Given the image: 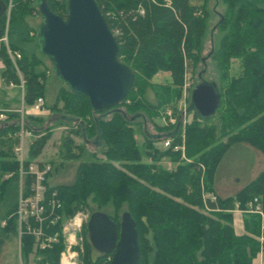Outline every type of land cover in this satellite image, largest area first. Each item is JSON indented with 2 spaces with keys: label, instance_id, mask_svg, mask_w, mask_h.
I'll return each mask as SVG.
<instances>
[{
  "label": "trees",
  "instance_id": "1",
  "mask_svg": "<svg viewBox=\"0 0 264 264\" xmlns=\"http://www.w3.org/2000/svg\"><path fill=\"white\" fill-rule=\"evenodd\" d=\"M2 1L9 5V11L7 22L5 13L0 16V36L6 23V44L19 51L20 58L16 61L18 75L0 42V76L4 83L15 85L21 78L22 102L30 105L36 97L43 96L44 86V72L35 69L40 63L33 51L37 46L35 30L25 20L38 11L37 0ZM95 1L109 30L112 33L117 30L114 34L117 58L133 72V82L119 104L101 112L92 111L84 94L71 91L65 84L57 88L48 108L55 110L59 102L58 122L70 123L69 132L79 135L82 141L91 139L101 145L103 158L80 160L73 180L55 185L46 183V195L55 193L62 219L87 208L88 215L103 211L118 225L121 212L127 211L137 234V264H251L259 248L260 217L245 212L242 218L245 232L237 235L232 227L231 210L236 203L238 208H244L247 201L257 197L264 211V168L237 192L224 197L214 193L213 184L220 160L231 145L247 144L264 156V0H221L223 12L217 23L221 35L212 52L222 79L217 89L219 103L213 113L217 123H208L212 115L204 118L191 109V120L184 126L182 140L180 124L176 127L180 121L177 117L175 123L168 124L170 131L145 137L141 145L134 138L127 114L137 115L141 110L154 117L164 106H171L175 112L185 69L188 65L193 67L199 56L207 16L205 3L204 0L200 4L192 0ZM45 2L54 13L64 17L65 0ZM137 5L143 8L142 13L136 10ZM233 59L238 60L240 69L236 75H229ZM158 71L168 73L169 81L164 85L149 81ZM147 88L152 89L154 102L144 97ZM3 112L0 177L9 175L0 180V247L20 229V257L24 263L32 254L34 264H58L64 246L62 221L53 224L44 221L43 231L55 234L56 241L43 249L35 247L32 235L24 231L22 223L18 224V162L12 152L17 142L18 113L12 109ZM37 121L40 118L24 115L25 129L38 135ZM47 137L46 133L40 134L29 143L24 167L40 154ZM165 137L170 138L169 146L155 147V140ZM71 142L70 137H64V154L77 158L80 153H71ZM174 145L182 148L174 150ZM143 157L149 161H142ZM162 158H168L173 166L162 168L159 165ZM30 181L29 174L22 177L24 195ZM202 191L213 198H203ZM81 233V264H109L112 253H94L84 224Z\"/></svg>",
  "mask_w": 264,
  "mask_h": 264
},
{
  "label": "rangeland",
  "instance_id": "2",
  "mask_svg": "<svg viewBox=\"0 0 264 264\" xmlns=\"http://www.w3.org/2000/svg\"><path fill=\"white\" fill-rule=\"evenodd\" d=\"M195 4H200L202 0H192ZM167 2V0H166ZM205 8L207 10V16L205 18V25L203 30V35L201 37L200 47H199V56L197 61L195 62L193 67L189 65L186 67L183 82L181 85V95L179 99L176 101V110L173 113L171 106H164L160 111L157 112V116L148 117L147 114L140 110V114L133 115V113L127 114L128 119L130 120L133 130H134V138L137 144L141 145L142 141L145 137H151L157 133H166L170 131L168 124H173L179 117L180 122V138H183V130L184 126L191 120V111L187 113H183L184 108L187 107V98L189 95V90L198 82H211L213 81L217 87L222 84V79L220 78L219 71L216 67L215 61L212 58V52L215 50L218 44L219 37L221 35V31L219 30L217 23L219 20V16L223 12V5L221 0H204ZM37 9V8H36ZM9 11V5L6 8L5 17L7 22ZM25 20L30 28L35 30V36L37 37L36 29L39 24L41 17L38 11L25 17ZM6 26V23H5ZM36 57L40 60V63L35 66L36 71L44 72L43 79V92L42 97H44L47 101L43 114H35L34 117L40 118V121L35 122V127L37 128L38 135L40 134H48V137L40 151L41 159L48 161L51 166L53 165V169H51V173L48 176L50 183H68L73 180L74 170L77 163L80 160H93V159H101L103 158L101 154L102 146L96 145L90 141H82L79 135H74L69 132L71 128L70 123H62L56 122L57 117L60 114V111L56 107L55 110H51L48 106L53 103L56 90L58 87L63 86L61 81L54 75L52 72V68L48 59L41 54L39 48L36 46L34 48ZM2 69V63L0 61V72ZM239 63L237 59H233L230 62V67L228 70L229 75H236L239 71ZM149 81L158 84L164 85L169 81V76L167 72L158 71L152 74L149 78ZM144 97L149 102H154L153 91L150 88H147L144 93ZM3 104H9L14 106H20L21 101L19 95L17 94V88H10L5 84L0 76V106ZM42 110V109H40ZM36 110V111H40ZM131 114L133 116H131ZM213 117H210L208 123H217V118L214 114ZM62 127L64 130H54L56 127ZM64 126V127H63ZM164 126V129H160ZM53 131V132H52ZM34 135V134H33ZM37 135V136H38ZM36 135L33 138L37 137ZM70 137L71 142V153L77 154L80 153L79 157L71 158L67 157L64 154V146L63 139L64 137ZM27 140L25 141V148L27 146ZM74 145H79L82 147H74ZM155 147L162 149V138L155 140ZM182 146V145H179ZM248 147V146H246ZM253 149V148H248ZM240 146L239 144L231 145L227 151L222 156L220 163L216 169L215 176L217 179H233L230 185L240 184L243 185L250 178L255 176L260 170L264 168V156L258 150H248ZM258 151V152H254ZM259 153V154H256ZM71 154V155H72ZM260 157L261 159L257 158ZM142 161H149L146 158H142ZM159 165L162 168L169 169L173 166V163L168 158H162L159 161ZM9 174H5L0 177H7ZM238 178V181L236 180ZM236 180V181H235ZM214 187V184H213ZM216 192L220 197H224L223 190H228L224 185L218 186ZM230 190V189H229ZM215 193V190H214ZM223 195V196H222ZM202 197H211L213 195L210 193H206L202 191ZM93 206V205H91ZM17 209H18V201H17ZM106 210V208H104ZM88 209L84 208L82 210H77L74 214L69 218L62 219L61 225L64 223L67 226V231L61 232L63 236V248L61 251L65 249L68 245L67 235L73 234L75 239L74 242H71L70 250L76 251V262L77 264H81L79 255L82 253V233L81 226L85 225L86 219L88 217ZM249 214L250 212H246ZM78 215L81 217L80 224L77 228H74L70 219ZM256 236V235H254ZM255 239V237H253ZM256 240V239H255ZM88 241V239H87ZM89 243V242H88ZM92 248V247H91ZM60 251V252H61ZM96 253L95 250H93ZM98 253V252H97ZM60 254V253H59ZM100 254V253H99ZM59 259V256H58ZM35 258L32 254H29L27 261L24 263L20 257V247H19V235H10L8 239L4 241V243L0 247V264H34ZM59 264V263H58Z\"/></svg>",
  "mask_w": 264,
  "mask_h": 264
},
{
  "label": "water",
  "instance_id": "3",
  "mask_svg": "<svg viewBox=\"0 0 264 264\" xmlns=\"http://www.w3.org/2000/svg\"><path fill=\"white\" fill-rule=\"evenodd\" d=\"M36 3L41 17L36 43L50 62L54 75L71 91L84 94L93 112L119 104L131 87L134 75L118 60L117 41L96 1L65 0L64 17L54 13L45 0ZM7 6L0 0V16ZM219 98L213 81L198 82L190 90L185 113L194 109L207 118L214 113ZM85 228L93 250L112 253L109 264L138 263L135 224L127 211L121 212L118 225L103 211H94L88 215Z\"/></svg>",
  "mask_w": 264,
  "mask_h": 264
},
{
  "label": "built area",
  "instance_id": "4",
  "mask_svg": "<svg viewBox=\"0 0 264 264\" xmlns=\"http://www.w3.org/2000/svg\"><path fill=\"white\" fill-rule=\"evenodd\" d=\"M136 10L139 13H142L143 8L140 5H137ZM112 33V32H111ZM117 33V30L113 31V35ZM0 42L4 44L5 52L12 63L16 73L19 75V72L16 67V61L20 58V53L17 50L10 49L6 44V26L2 35L0 36ZM20 78V77H19ZM8 86H13L14 84L9 82ZM18 86L22 89V80L20 78V82ZM43 98L36 97L35 100L30 104L31 109L40 110L42 109ZM11 109H2L0 111V118L4 119L5 115L3 111H10ZM15 112L18 113V118L16 120L18 129L16 131L17 142L12 147V152L15 156L16 161L18 162V209H16L17 221L18 224L24 225V231L30 235H32L34 240V246L38 249H43L45 247L50 246L51 243L56 241L55 234H47L43 231L42 225L44 221L53 224L58 220L62 221V216L58 213V209L60 208V202L55 197V193L49 192L46 195V186L45 179L47 173L50 171V165L48 163H37L35 161L30 160L26 167L23 166L24 161H26V151H24V140L27 137L32 136V132L25 129L24 127V115H26V110L23 105L18 109H14ZM185 113V108L183 110ZM170 144V138L165 137L162 139V146L167 147ZM174 150L178 148H182V146L174 145L172 147ZM25 174H29L31 176V181L28 187V193L24 195L22 193V177ZM235 208L241 212H250L256 213L260 216L261 220L264 217V212L262 210V206L260 201H258L257 197H253L251 200L245 203L244 208H238L237 203L235 204ZM29 221H32L30 223ZM74 228H77L80 224L81 217L78 215L73 216L70 219ZM62 223V222H61ZM67 231L66 224L61 225V232ZM264 223L261 221L260 233L257 237V241L259 243L258 248V257H261L262 252L264 251ZM21 231L18 230V235H20ZM74 235H67L68 245L65 247L63 251L59 254L58 263L59 264H77L76 262V251L70 250L71 242H74Z\"/></svg>",
  "mask_w": 264,
  "mask_h": 264
},
{
  "label": "crops",
  "instance_id": "5",
  "mask_svg": "<svg viewBox=\"0 0 264 264\" xmlns=\"http://www.w3.org/2000/svg\"><path fill=\"white\" fill-rule=\"evenodd\" d=\"M6 84V83H5ZM8 86V85H7ZM8 87H10V88H17V94L19 95V98H20V101H21V104H20V106L21 105H23L24 106V108H25V110H26V115H31V116H33V115H35V114H43L45 111H48L47 109H44L45 107H44V104H46L47 103V101H46V99L43 97V105H42V110H40V111H36V110H34V109H31V108H29L30 107V105H25V104H23V102H22V89L18 86V85H13V86H8ZM20 106H14V105H9V104H3L2 106H0V110L1 109H3V108H7V109H12V110H14V109H18V108H20ZM60 118V114L58 115V117H57V121L56 122H58V119ZM1 121H3V119H1L0 118V122ZM64 127V126H63ZM57 129H59V130H64V129H62V127L60 126H58V127H56V128H54V130H57ZM53 132V131H52ZM34 133H32V136H30V137H27V138H25V140H24V151H26V158H27V149H28V145H29V143L34 139L33 138V136L34 135H36L37 136V134H34ZM28 141L27 142V146H26V148H25V141ZM91 139H89V140H87V141H90ZM91 142L93 143V141L91 140ZM240 146H242V147H244V148H251V147H249L247 144L245 145V144H239ZM246 146H248V147H246ZM248 150H254V149H248ZM256 150V149H255ZM254 152H258V151H254ZM256 154H259V153H256ZM260 156H263V155H260ZM257 158L258 159H261L260 157H258V155H257ZM32 161H35V162H37V163H48L49 165H50V171L47 173V175H46V179H45V184L47 183L48 185H55V184H57L58 182H55V183H50L49 182V179H48V176L50 175V173H51V169H53V165L51 166V164L48 162V161H46V160H43V159H41V154H38L36 157H34L33 159H32ZM261 171V170H260ZM259 171V172H260ZM258 172V173H259ZM256 176V175H255ZM255 176H253L252 178H250V180H252ZM236 180L238 181V178H236ZM235 180V181H236ZM250 180H248V182L250 181ZM231 181H233V179H217V176H215L214 177V187H213V191L215 190V194L216 195H220V193L218 194L217 192H216V190H217V188H219L220 189V187H218V186H220V185H224L226 188H228V190H223L222 192L223 193H221V194H224V196H227V195H230V194H233V193H235V192H237L241 187H243L246 183H248V182H246L245 184H243V185H241L240 186V184H236V185H230V183H232ZM234 182V181H233ZM230 189V190H229ZM223 196V195H222ZM261 204V203H260ZM261 206H262V204H261ZM262 210H263V208H262ZM264 212V211H263ZM231 213H232V227H233V230H234V233L235 234H237V235H239V234H242V233H244L245 231H244V229H243V224H242V218H243V215L244 214H246L245 212H241V211H238L236 208H234V209H232L231 210ZM260 217V216H259ZM261 218H260V223H259V229H258V235H259V233H260V228H261ZM264 223V222H263ZM263 234H264V230H263ZM256 237H257V235H256ZM251 264H264V251L262 252V254H261V257L259 258L258 257V252L256 253V256L252 259V262H251Z\"/></svg>",
  "mask_w": 264,
  "mask_h": 264
}]
</instances>
